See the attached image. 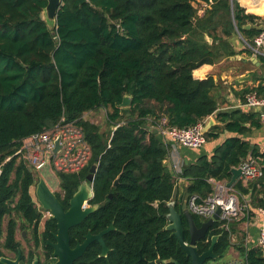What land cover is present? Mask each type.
Instances as JSON below:
<instances>
[{
  "label": "trees",
  "instance_id": "obj_1",
  "mask_svg": "<svg viewBox=\"0 0 264 264\" xmlns=\"http://www.w3.org/2000/svg\"><path fill=\"white\" fill-rule=\"evenodd\" d=\"M195 1L62 0L51 29L42 18L47 0H0V220L12 213L29 222L41 218L29 192L32 170L18 149L22 139L52 128L63 117L82 128L90 146L91 158L84 170L99 156L90 183L92 200H108L105 214L116 216L121 229L136 236H145L150 225L153 257L159 253L191 264L175 236L161 231L167 203L175 199V180H187L185 195L175 199V209L181 213L188 241L183 199L197 195L201 201L212 191L211 178L228 181L232 167L249 153L258 155V147L238 135L248 129L244 123L261 125L258 110L217 112L212 75L198 79L192 71L238 53L229 41L235 27L248 43L264 29L259 23L264 15L246 13L237 0H200L210 4L202 16ZM263 5L261 0L251 10L259 13ZM244 46L242 51L253 53ZM259 57L264 61V56ZM253 89L264 94V83ZM126 94L130 104L120 107ZM98 109L106 110L105 132L83 118L85 112ZM210 115L222 125H212L206 139L224 130L236 135L226 137L210 156L183 162L179 172L169 169L163 160L171 146L159 143L149 128L161 118L168 126L183 128ZM74 176L58 174L66 200L76 191ZM233 189L241 201L250 193L249 212L264 207V176L246 183L238 179ZM193 218L201 224L198 215ZM222 223L215 222L197 243L199 253L217 234L218 258L234 245L246 264H264L258 246H244L242 237L232 244L234 224L226 229ZM14 225L9 224V241Z\"/></svg>",
  "mask_w": 264,
  "mask_h": 264
},
{
  "label": "flooded vegetation",
  "instance_id": "obj_2",
  "mask_svg": "<svg viewBox=\"0 0 264 264\" xmlns=\"http://www.w3.org/2000/svg\"><path fill=\"white\" fill-rule=\"evenodd\" d=\"M75 173L77 176L71 178L78 181L76 188L77 190L78 186L86 179L89 170L85 171L84 168H82L77 172L66 174ZM32 174L33 183L29 187V192L34 206L39 212H41V218L38 221L34 220L29 222L16 213H12L11 217L4 215L0 220V258L15 260L19 255V264H32L35 257L38 264H55V262L58 260V256L54 255V245L58 243V239L56 237L59 232L58 220L54 217L51 211L42 208L37 197V186L40 180L43 179L48 189L55 196L56 200L62 206V209L65 212L69 209L70 199L75 192L69 199H65V192L59 185V172H55L57 177V187L55 189L51 188L47 181H45V179L36 172H32ZM107 201L108 200L105 199H98L97 201H94L92 200V197L86 199L82 204V209L91 207H94V209L89 212L79 223L68 228L67 244L69 249L73 250L70 252L72 257L74 256L71 264L172 263L168 261L169 258L162 257L159 255V253H156V256L153 257L154 251L152 249L150 225H148L146 228L145 236H136V232H130L129 230L125 231L121 229L120 223L116 221V216L105 214L104 205ZM94 211H97L98 214L91 215V213ZM44 212L47 213V216H44ZM177 212L181 216V213L179 211ZM16 217L21 220H19L20 222L18 224ZM199 218L202 223L204 219L200 216ZM11 221H13L15 225L13 231V240L9 241V224ZM167 224L168 221H166V224L163 226L161 231H170L166 229ZM200 225L201 224L197 226ZM210 229L211 227L208 229L205 236L210 232ZM170 232L172 234V231ZM19 237L21 240H29L30 245H32L35 250H38L40 255L36 254L34 249L24 250L21 247ZM199 241H201V239ZM199 241H197V243ZM205 242H207V239H205ZM208 260L205 262V264L208 262Z\"/></svg>",
  "mask_w": 264,
  "mask_h": 264
},
{
  "label": "built area",
  "instance_id": "obj_3",
  "mask_svg": "<svg viewBox=\"0 0 264 264\" xmlns=\"http://www.w3.org/2000/svg\"><path fill=\"white\" fill-rule=\"evenodd\" d=\"M254 55L264 56V29L256 34L251 43L245 42ZM244 105L259 109V121L264 125V94L257 90L249 89L243 94ZM206 121H199L188 127L168 126L166 118H161L157 124L158 131L163 136L189 149H199L206 143L205 133L202 127ZM59 137V149L54 151L56 139ZM20 158L34 170H40L48 165L53 172L72 173L84 168L90 158V146L85 140L84 132L74 122L65 121L62 117L52 128L33 133L22 139L18 149ZM168 157L163 160L166 163ZM241 168L240 178L244 183L255 181L264 176V153L258 155L247 154L238 165ZM174 172L180 171V165L172 164ZM212 184L211 193L201 201L197 195L188 198V207L193 214L207 220L221 208V227L228 229L231 220H239L241 217H249L247 201H241L233 187H227V181L210 179ZM256 212L263 219L258 236L257 246L264 258V207H258ZM206 264H246L245 258L236 254L225 260L209 259Z\"/></svg>",
  "mask_w": 264,
  "mask_h": 264
},
{
  "label": "crops",
  "instance_id": "obj_4",
  "mask_svg": "<svg viewBox=\"0 0 264 264\" xmlns=\"http://www.w3.org/2000/svg\"><path fill=\"white\" fill-rule=\"evenodd\" d=\"M239 5L244 8L246 13H252L263 17L264 15V5L262 11L257 13L253 12L251 9L253 6H258L261 0H237ZM197 7L198 16H202L206 8H210V4L196 0L194 2ZM260 24L264 25V21H259ZM238 32L235 27V33H232L229 37V41L238 53L234 56L222 57L215 61L213 64H202L198 68L192 71L193 77L202 79L207 75H212L215 88L213 89V95L217 100V112L219 111H230L235 109H240L245 112L255 111L259 109L244 105L243 92L249 89H253L260 82L264 83V61L253 53H248L244 50L245 42H247L242 35ZM206 39L211 42V38L205 35ZM244 41H243V39ZM195 71H199L195 73ZM254 75L257 76L254 79ZM246 77L245 80L240 81L241 78ZM209 118L213 119V124L222 125V123L215 118L214 115L208 116L205 121L207 122ZM211 125V126H212ZM248 128L245 133L238 135L242 139L247 140L251 146L258 147V154L264 153V125L250 126V123H244ZM211 128V127H210ZM209 128V129H210ZM209 131V130H208ZM236 133L229 131H222L217 137L206 139V143L199 149H189L182 148L178 143L164 137V141L168 142L172 148L168 154V160L171 164L175 163L179 165L180 161L188 162L194 161L196 157L200 155L210 156L213 149L219 145L226 137L235 136ZM182 164L180 165L181 168ZM169 168V167H168ZM170 169V168H169ZM174 188V198L179 199L184 196V187L187 185V180L183 178H177ZM179 187V192L176 194V186ZM247 201V200H246ZM263 224V219L255 211H253L248 218L244 219L241 223L239 233L242 235L243 245L247 247L257 246V236L261 225ZM236 234L231 235V240H235ZM232 243V242H231ZM234 244V243H232ZM227 253L230 257L232 255L238 254L234 245L230 246Z\"/></svg>",
  "mask_w": 264,
  "mask_h": 264
},
{
  "label": "water",
  "instance_id": "obj_5",
  "mask_svg": "<svg viewBox=\"0 0 264 264\" xmlns=\"http://www.w3.org/2000/svg\"><path fill=\"white\" fill-rule=\"evenodd\" d=\"M61 5L62 0H47L46 6L43 8L42 18L46 21L47 25L51 29L55 27L56 14ZM245 27L249 28V24H247ZM245 79L246 77H243L240 79V81ZM130 98V95L126 94L120 103V107L129 106ZM213 123V119L209 118L202 127V132L206 133ZM149 131L155 135L159 143H165L164 136L158 131L157 127H150ZM59 147L60 145L58 137L55 142L54 151L58 150ZM98 159L99 156L95 158V162H93L89 168V173L87 174L86 179L78 186V189L73 194L72 198L70 199V207L66 212L62 209V206L58 203L52 192H50L43 179H41L38 183L37 197L39 203L43 209L51 211L54 217L58 220L59 232L56 235L58 243L54 245V255L58 256V260L55 262V264H71L74 256L72 257L70 252L73 250H70L67 244L68 228L79 223L89 212L94 209V207L82 209V204L86 199L92 197V188L90 183L92 182L94 173L96 172ZM230 172L232 175L231 178L226 182L227 187H233V185L240 178L241 168L239 166L232 167ZM117 182L118 177L114 180L113 186H115ZM109 197H111V194H109ZM249 199L250 193L245 196V200L248 201ZM167 206L168 213L166 214V219L168 224L166 229L172 231V234L176 237L179 246L184 250L186 256L190 258L191 264H205L208 259H217L218 256L214 253V245L219 235L216 234L211 237L210 246L204 252L198 253L196 243L200 239L204 238L208 229L212 227L215 222H219L221 208L217 207L211 217H209L207 220H204L200 226H197L193 218V213L188 207L187 199H184L181 204V210L188 224L187 230L189 233V240L186 242L183 235L181 216L175 209V199L170 200L167 203ZM168 261L174 264H180L173 258H169ZM0 264H19V255L15 260L0 258ZM32 264H38L36 257L34 258Z\"/></svg>",
  "mask_w": 264,
  "mask_h": 264
},
{
  "label": "rangeland",
  "instance_id": "obj_6",
  "mask_svg": "<svg viewBox=\"0 0 264 264\" xmlns=\"http://www.w3.org/2000/svg\"><path fill=\"white\" fill-rule=\"evenodd\" d=\"M241 36V35H240ZM242 38V37H241ZM243 39V38H242ZM244 41V39H243ZM246 45V44H245ZM254 79L257 78L256 75H254L253 77ZM83 118L87 119V120H90L91 122L95 123V124H98L100 126V130L101 131H107L108 129V125H107V122H106V110L104 109H98V110H91V111H88V112H85L83 114ZM151 127H155V126H151ZM172 148V146H171ZM182 148H185L182 146ZM181 165V161L179 162ZM167 165V167L171 168L172 164L170 163V161H167L165 163ZM29 166V165H28ZM30 167V166H29ZM31 168V167H30ZM32 172H36L37 174H39L41 177H43L45 179V181H47L48 185L55 189L57 187V177H56V174L55 172H53L48 165H45L44 167H42L40 170H34L32 169ZM175 182H177V180H175ZM185 189V187H184ZM179 192V187L178 185L176 186V194ZM185 195V194H184ZM251 214V212H249V215ZM47 216V213L44 212V216ZM245 217H241L239 220H231L230 224H234V228H235V234H236V238L235 240H231L230 241L232 243H237L239 242V240L241 239V236L239 231L240 230V226H241V223L244 221ZM16 220H17V224L21 221L18 217H16ZM20 220V221H19ZM233 234V233H232ZM19 240L21 242V247L24 249V250H27V249H34L32 247V245H30L29 243V240H21V238L19 237ZM35 250V249H34ZM36 254L40 255L39 251L38 250H35L34 251ZM230 255L229 253H225L223 256L219 257L218 260H225L227 258H229Z\"/></svg>",
  "mask_w": 264,
  "mask_h": 264
}]
</instances>
